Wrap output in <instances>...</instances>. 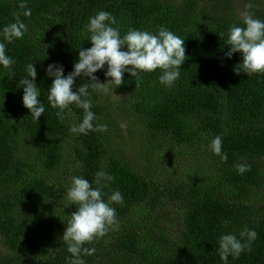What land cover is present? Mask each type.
Here are the masks:
<instances>
[{
	"label": "trees",
	"instance_id": "obj_1",
	"mask_svg": "<svg viewBox=\"0 0 264 264\" xmlns=\"http://www.w3.org/2000/svg\"><path fill=\"white\" fill-rule=\"evenodd\" d=\"M20 2L0 0V29L23 11ZM26 4L32 14L20 19L28 30L6 49L15 64L0 68V238L8 249L0 252V264H68L62 236L76 207L68 205L65 190L72 176L92 182L101 169L114 177L103 191H120L124 203L113 205L118 227L85 245L95 249L86 264H223L220 235L245 227L257 238L228 264H264V75L235 74L240 53L228 59L224 43L242 13L264 20V0ZM99 10L116 17L122 34L167 27L185 39L187 59L170 89L159 83L157 70L138 80L125 73L113 93H93L94 123L108 131L74 135L69 127L83 110L73 106L63 122L57 118L47 101L52 78L45 69L73 70L79 48L91 47L84 25ZM28 63H35L46 109L38 121L23 106L19 87ZM95 75L106 82L103 71ZM84 83L88 78L77 77L73 91ZM124 131L141 135L139 158L129 152ZM217 135L226 161L208 149ZM241 163L250 168L243 175L235 167Z\"/></svg>",
	"mask_w": 264,
	"mask_h": 264
},
{
	"label": "clouds",
	"instance_id": "obj_2",
	"mask_svg": "<svg viewBox=\"0 0 264 264\" xmlns=\"http://www.w3.org/2000/svg\"><path fill=\"white\" fill-rule=\"evenodd\" d=\"M19 8L23 11L14 13V22L0 29L2 69L11 70L15 64V60L7 54V45L23 39L28 30L20 16L30 17L31 9L27 7L26 0H21ZM83 32L91 47L79 48L78 59L74 62L71 72L65 75L63 65L58 64H49L45 69L47 77L52 78L47 91V101L48 105L56 110L57 118L63 122L67 115L72 113L73 106L83 110L82 120L69 127V132L74 135L108 131L107 124L94 123L97 115L92 111L93 93H113L112 86L117 88L124 83L125 73L138 80L141 74H151L157 70L160 73L159 83L170 89L180 78L181 66L187 59L185 39L163 25L155 32L130 28L122 34L116 17L108 11L99 10L88 18ZM224 43L228 47L225 53L228 59H231L233 54L240 53V63L233 69L235 74L243 72L247 76L264 75V20L246 12L242 13L240 25L233 24L229 27ZM98 71L104 72L106 82L98 81L95 75ZM26 72L27 76L19 81V87H23L22 104L29 110L32 119L38 121L46 109L44 103L38 99L41 89L36 83L35 63H28ZM77 77L88 78V83L81 84L77 91H73ZM222 148L223 141L219 135L208 145L214 155L226 161L227 154ZM235 167L240 175L250 170L249 166L243 163ZM113 181L114 177L103 169L95 173L92 182L82 175L71 177L70 185L65 190V199L68 205H75L76 211L67 221L62 236L70 254L68 264H86L84 257L93 255L95 249L85 245L104 237L110 230L118 227L117 212L113 205L124 203L123 194L118 190L110 195L103 191L107 184ZM224 223L227 225L230 221ZM257 235L254 229L247 227L240 230L238 235L234 232L221 234L217 251L223 264H228L229 257L237 259L249 250Z\"/></svg>",
	"mask_w": 264,
	"mask_h": 264
},
{
	"label": "rangeland",
	"instance_id": "obj_3",
	"mask_svg": "<svg viewBox=\"0 0 264 264\" xmlns=\"http://www.w3.org/2000/svg\"><path fill=\"white\" fill-rule=\"evenodd\" d=\"M116 96V94H114ZM126 129V127H124ZM123 128V129H124ZM124 140L126 143H128L127 147L129 148V152L133 153V155L137 156L139 158V152H137L140 149V141H141V135L134 136V138L130 135L129 132L124 131ZM141 161V160H139ZM172 214V212L170 213ZM7 247L5 246L4 242L0 238V252H7Z\"/></svg>",
	"mask_w": 264,
	"mask_h": 264
}]
</instances>
